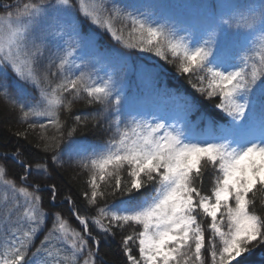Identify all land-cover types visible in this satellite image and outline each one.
Instances as JSON below:
<instances>
[{"label": "snow or ice", "instance_id": "obj_1", "mask_svg": "<svg viewBox=\"0 0 264 264\" xmlns=\"http://www.w3.org/2000/svg\"><path fill=\"white\" fill-rule=\"evenodd\" d=\"M3 7L0 96L28 128L41 129L37 147L52 153L54 165L63 166L60 146L77 131L65 127L61 111H70L80 99L102 106L95 115H75V121L79 126L103 120L108 138L99 145L77 141L69 151L88 172L83 193L88 205L120 198L115 208L97 207L91 222L112 236L114 229L133 226L121 240L127 264H247L249 255L264 246V2L197 27L158 19L156 5L76 0L84 20L125 49L174 63L198 92L219 99L216 107L230 122L225 135L206 139L155 116L130 113L122 119L124 102L112 78L85 73L71 43L40 67L46 45L33 37L36 26L50 9L73 8L72 0ZM241 30L259 32L251 48L237 50ZM74 67L79 71L73 72ZM29 87L38 95L31 96ZM49 128L54 129L51 135ZM13 158L24 169V186L8 178L0 164V185L12 193L0 206V264H97L101 239L89 231V218L75 210L83 232L55 213L52 230L32 250L47 214L40 207L39 184L29 190L26 182L33 171L47 175L49 164L42 159L33 169L18 152ZM208 173L212 183L206 190ZM50 187L55 200L56 186Z\"/></svg>", "mask_w": 264, "mask_h": 264}, {"label": "trees", "instance_id": "obj_2", "mask_svg": "<svg viewBox=\"0 0 264 264\" xmlns=\"http://www.w3.org/2000/svg\"><path fill=\"white\" fill-rule=\"evenodd\" d=\"M25 2L28 0H0V16L5 15L3 5L17 3L22 5ZM45 2L53 4L57 0H45ZM72 2L74 7L68 10L50 9L48 15L36 26L33 37L37 43L43 40L46 45L45 56L40 63L41 68L46 67L49 58L63 54L64 49L71 43L75 45V62L83 67L85 73H91L97 79L112 78L124 102L122 119H127L130 113L140 114L146 118L152 116L161 118L165 113L171 120L170 124L174 123L178 128H183L197 137L206 139L226 134L230 118L216 107L218 98L209 99L198 92L189 83L187 75L181 74L174 63H167L151 53L125 49L112 39L110 33L85 21L75 7L76 0ZM262 2L264 0H109V3L121 5H156L158 19L197 27L210 19L230 18L240 11H245L248 5L259 6ZM60 32H63V35L58 34ZM258 35L259 32L241 30L236 42L237 50L251 48L252 42ZM72 71L78 72L79 69L74 67ZM28 91L31 96L38 95L31 87ZM68 98L71 99V96L68 95ZM101 108V105H88L80 99L73 101L70 111L67 109L61 111L60 116L65 122V127L68 130L71 127L77 128L76 133L60 146L63 164L61 167L52 163L51 152H44L42 148L37 147L38 143H42L39 139L41 129L28 128L27 123L21 122L19 112L12 109L0 96V164H4L7 177L14 179L18 186H24V182L20 179L24 169L13 158L14 153L18 152L19 158L25 163L32 164L33 169L35 162L42 159L49 164L47 175H37L33 171L26 182L29 190H32L33 184H39L40 207L47 214L45 223L35 237L32 250L39 247L41 241L52 230L55 213L66 219L71 227L83 232V226L73 214L75 210L89 218V231L101 239L97 264H127L121 240L122 236L132 231L133 226H125L123 231L114 229L116 234L112 236L101 232L91 222V217L96 215L97 207L115 208L120 198L98 199L97 206L88 205L83 196L87 190L88 172L79 167L80 157L69 151L74 142L99 145L108 138L110 132L101 126L103 120L100 124H96L89 119L86 125L79 126L75 121V115H95ZM213 124L215 127L212 126ZM53 131L54 129L49 128L48 134L51 135ZM211 183V174L208 173L205 175L204 188L209 189ZM53 184L56 186L55 200L52 199L50 187ZM150 189L151 186L143 191L147 192ZM11 195V192L0 185V206L3 205L5 198ZM136 195L139 196L140 193ZM136 228L138 229V226ZM53 243L61 246L58 241ZM89 245H92L91 239ZM131 246L133 253L138 255L136 245ZM63 247L67 246L63 245ZM80 264H83L82 260ZM247 264H264V246L249 255Z\"/></svg>", "mask_w": 264, "mask_h": 264}, {"label": "rangeland", "instance_id": "obj_3", "mask_svg": "<svg viewBox=\"0 0 264 264\" xmlns=\"http://www.w3.org/2000/svg\"><path fill=\"white\" fill-rule=\"evenodd\" d=\"M170 116V115H169ZM162 118V122H166V123H171V120L167 117V114H163Z\"/></svg>", "mask_w": 264, "mask_h": 264}]
</instances>
